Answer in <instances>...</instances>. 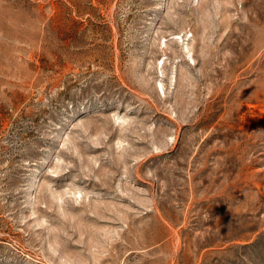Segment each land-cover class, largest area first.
Returning <instances> with one entry per match:
<instances>
[{"label":"rangeland","instance_id":"obj_1","mask_svg":"<svg viewBox=\"0 0 264 264\" xmlns=\"http://www.w3.org/2000/svg\"><path fill=\"white\" fill-rule=\"evenodd\" d=\"M0 264H264V0H0Z\"/></svg>","mask_w":264,"mask_h":264}]
</instances>
